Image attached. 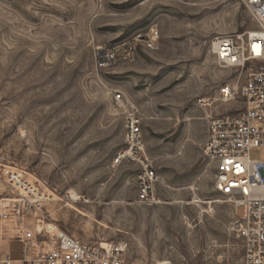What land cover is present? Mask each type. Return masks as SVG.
<instances>
[{"label":"rangeland","instance_id":"1","mask_svg":"<svg viewBox=\"0 0 264 264\" xmlns=\"http://www.w3.org/2000/svg\"><path fill=\"white\" fill-rule=\"evenodd\" d=\"M254 26L241 0H0V211L17 170L50 196L32 227L51 235L127 241L129 264L238 261L234 204L203 149L210 116L236 107L220 101L231 70L211 42ZM130 103L157 204L137 199L138 165L114 163ZM11 229L0 218V253Z\"/></svg>","mask_w":264,"mask_h":264},{"label":"built area","instance_id":"2","mask_svg":"<svg viewBox=\"0 0 264 264\" xmlns=\"http://www.w3.org/2000/svg\"><path fill=\"white\" fill-rule=\"evenodd\" d=\"M241 1L255 26L211 42L217 63L231 70L230 80L220 89V101L236 107L210 116L203 151L215 164L214 190L234 204L232 231L241 257L233 264H264V159L249 156L252 149H264V0ZM154 34L144 39L148 47L153 46ZM120 98L119 94L116 99ZM129 105L124 148L114 163L138 165L137 199L157 204V174L146 154L141 118L134 104ZM3 176L15 197L2 200L0 218L12 228L8 242L23 244V257L12 258L7 250L0 253V264H129L127 241L90 243L64 231L51 235L32 227L50 196L17 170H6Z\"/></svg>","mask_w":264,"mask_h":264},{"label":"bare ground","instance_id":"3","mask_svg":"<svg viewBox=\"0 0 264 264\" xmlns=\"http://www.w3.org/2000/svg\"><path fill=\"white\" fill-rule=\"evenodd\" d=\"M70 197H71V199L74 200V201H77V199H78V195H77V193H76L75 191H72V192H71V196H70ZM37 229H38V230H41V229H44V228H42L40 225H39V226L37 225ZM60 232H61V231H58L57 234L60 233ZM160 264H168V263H167V261H166V262H160Z\"/></svg>","mask_w":264,"mask_h":264},{"label":"crops","instance_id":"4","mask_svg":"<svg viewBox=\"0 0 264 264\" xmlns=\"http://www.w3.org/2000/svg\"><path fill=\"white\" fill-rule=\"evenodd\" d=\"M11 242H13V241H11ZM11 242H7V243L5 244L4 252L7 251V250H10V249H9V246H10Z\"/></svg>","mask_w":264,"mask_h":264},{"label":"snow or ice","instance_id":"5","mask_svg":"<svg viewBox=\"0 0 264 264\" xmlns=\"http://www.w3.org/2000/svg\"><path fill=\"white\" fill-rule=\"evenodd\" d=\"M256 46H254V50H255ZM259 54V53H258Z\"/></svg>","mask_w":264,"mask_h":264}]
</instances>
